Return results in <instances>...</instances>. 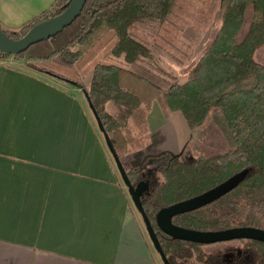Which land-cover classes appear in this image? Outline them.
Masks as SVG:
<instances>
[{
    "label": "trees",
    "instance_id": "trees-1",
    "mask_svg": "<svg viewBox=\"0 0 264 264\" xmlns=\"http://www.w3.org/2000/svg\"><path fill=\"white\" fill-rule=\"evenodd\" d=\"M69 1L55 0L15 29L0 28L18 38L61 12ZM198 1L218 26L183 81L165 67L170 60L182 61L166 49L175 45L162 31L177 27L183 10L195 0H86L60 31L17 54L0 50V59L11 55L33 70L81 88L101 123V133L108 135L116 168L115 156L130 183L139 187L142 207L169 264H228L218 251L174 238L155 221L160 208L239 174L230 190L171 221L200 231L240 226L264 230V61L254 59L255 50L264 45V0ZM155 100L165 116L179 111L190 129L201 126L209 115L227 147L190 160L162 151L148 156L142 167L131 166L126 154L141 150L150 140L147 112ZM107 104L114 107L112 112ZM246 240L248 257L238 264H264V241Z\"/></svg>",
    "mask_w": 264,
    "mask_h": 264
},
{
    "label": "crops",
    "instance_id": "crops-1",
    "mask_svg": "<svg viewBox=\"0 0 264 264\" xmlns=\"http://www.w3.org/2000/svg\"><path fill=\"white\" fill-rule=\"evenodd\" d=\"M54 1L0 0V24ZM155 104L131 166L191 137L179 111ZM0 264H163L81 88L24 63H0Z\"/></svg>",
    "mask_w": 264,
    "mask_h": 264
},
{
    "label": "water",
    "instance_id": "water-1",
    "mask_svg": "<svg viewBox=\"0 0 264 264\" xmlns=\"http://www.w3.org/2000/svg\"><path fill=\"white\" fill-rule=\"evenodd\" d=\"M85 1L86 0H70L67 6L61 12L37 22L32 27H30L22 36L18 38L10 37L7 33L4 32L3 29L0 28V50L10 54H17L22 51H25L33 43L41 39L51 37L58 31H60L64 26L71 23V21L80 12ZM88 105L89 107H91L90 103ZM91 111L97 121L99 129L102 131L101 123L97 118L95 111L93 109ZM102 133L104 135L103 137L105 139L108 149L113 152L108 135L105 132ZM114 158L120 177L125 186L127 187L128 193L131 197L134 206L140 213V216L143 220L152 245L160 256L162 263L169 264L159 244L154 229L142 207L139 194V187H134L130 183L123 166L116 158V156ZM239 179L240 175L235 174L200 194L194 195L190 198L160 208L155 215V221L157 226L164 233L174 238L190 240L199 243H212L232 238H253L264 241V230L255 227L240 226L215 231H200L177 226L171 221L172 216L180 212H185L200 207L208 203L209 201H212L213 199L217 198L226 191L230 190L239 181Z\"/></svg>",
    "mask_w": 264,
    "mask_h": 264
},
{
    "label": "rangeland",
    "instance_id": "rangeland-1",
    "mask_svg": "<svg viewBox=\"0 0 264 264\" xmlns=\"http://www.w3.org/2000/svg\"><path fill=\"white\" fill-rule=\"evenodd\" d=\"M202 7L203 6L200 4V2L198 0H195L192 5L187 6L183 10L181 16L176 21L177 27L173 28L169 26L166 28V30L162 31L163 37H165L170 43H173L175 45V48H173L171 46L168 47L165 44V46H167L166 49L168 51H172L175 56L182 61L181 64H177L170 60L165 64L167 70L174 76H176L179 81L184 80L186 71L194 62L201 46H204L213 37L218 26L217 19L214 18L211 21L208 20L209 17L206 15V13L202 12ZM250 16L251 12H248V19L250 18ZM245 29L246 25L243 27L241 34H243ZM254 59L259 62L264 61V45L259 46L255 50ZM107 60L117 61L113 57H109ZM0 63L17 66L22 65L23 61L14 60L11 55H7L5 59H0ZM61 70L64 72L67 71L63 67L61 68ZM89 77L90 73L87 74L83 80L85 82H88ZM154 103H156L155 107H157V104L159 105L158 100H155ZM107 109L112 112L114 110V107L110 104H107ZM226 147L227 143L225 139L208 115L201 126L191 130V137H189L188 142L179 151V156L182 160H190L191 158L198 155H210L219 152L221 150H224ZM131 154L132 153H128L126 154V156L128 155L131 157ZM219 244H223V242H216L212 244L208 243L203 245V248L205 250H211Z\"/></svg>",
    "mask_w": 264,
    "mask_h": 264
},
{
    "label": "flooded vegetation",
    "instance_id": "flooded-vegetation-1",
    "mask_svg": "<svg viewBox=\"0 0 264 264\" xmlns=\"http://www.w3.org/2000/svg\"><path fill=\"white\" fill-rule=\"evenodd\" d=\"M246 239L252 238H232V239H225L217 242H223V244L217 245L215 248L211 249L214 251H218L223 258V260L228 264H238L239 262H243V256L245 258L248 257L246 254L245 243L247 242ZM216 243V242H212ZM210 243V244H212ZM208 244V243H203Z\"/></svg>",
    "mask_w": 264,
    "mask_h": 264
}]
</instances>
